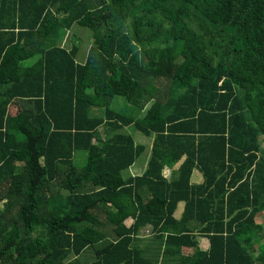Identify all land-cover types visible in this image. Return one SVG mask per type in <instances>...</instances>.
Masks as SVG:
<instances>
[{"label": "trees", "instance_id": "trees-1", "mask_svg": "<svg viewBox=\"0 0 264 264\" xmlns=\"http://www.w3.org/2000/svg\"><path fill=\"white\" fill-rule=\"evenodd\" d=\"M261 214L264 0H0V264H264Z\"/></svg>", "mask_w": 264, "mask_h": 264}, {"label": "rangeland", "instance_id": "rangeland-1", "mask_svg": "<svg viewBox=\"0 0 264 264\" xmlns=\"http://www.w3.org/2000/svg\"><path fill=\"white\" fill-rule=\"evenodd\" d=\"M71 30H73V31H75V32H77V34H81L82 35V37H83V41H81V40H76L77 42V44H79V41L81 42V43H83L82 44V46H83V48L82 49H85V43H84V41L85 42H87V43H89V41H88V38H89V33H88V30L87 29H83L82 27H79L77 24H74L73 26H72V29ZM67 40V38L65 39V41ZM79 47H80V45H79ZM87 50V49H86ZM86 50L85 51H83V53H86ZM34 59H29V60H27V61H25L24 63L25 64H30V63H32V61H33ZM115 101H120V106H122V107H124V106H126L127 105V103H124V99L122 98V97H120V96H116V97H114V99H113V103H112V105L114 106V103H115ZM129 105V104H128ZM119 106V107H120ZM148 105H146V107H147ZM129 108H130V110L133 108L131 105H129ZM143 112H144V110L143 111H139V114L138 115H142L143 114ZM92 114H100L101 112H100V110L99 109H97V108H93L92 109V112H91ZM103 129V128H102ZM102 129L100 128V132H101V137L103 138V137H105V134L104 133H102ZM125 132H128V133H130L131 135H133V137H134V139H135V141L136 142H138V143H143V144H145V146H146V149H145V151L140 155V157L134 162V164L128 169V171H126L125 172V175L128 173V172H130L132 175H135V174H141L142 172H143V170L145 169V166H146V163H147V161H148V158H149V156H150V146H151V142H152V138H150V137H145L144 135H142V133H140L139 131H136V130H134V128H132L131 126H128V127H125L124 129H123ZM74 158H77V160L78 161H76V159L74 160L75 161V163L77 164V166L78 167H80V166H82L84 163H85V154H84V152H82V151H76L75 153H74ZM163 173H164V175H166V176H169L170 175V170L169 169H166L165 168V170L163 171ZM192 182H198V181H200L201 179V174L198 172V170L196 171V170H194V173L192 174ZM180 204H182V202H179L178 203V206H177V211L181 208V206H180ZM181 212V211H180ZM180 215V214H179ZM256 220L258 221V222H263V224H264V215L263 214H261L260 216H258L257 218H256ZM125 223L126 224H128V223H130L129 222V220H125ZM150 229V228H149ZM143 233L144 234H150L149 232H146L145 230L143 231ZM202 242H203V240H202ZM205 243H207V241L205 240ZM153 250V249H152ZM154 251V250H153ZM93 248H87L86 250H84L81 254H80V256H79V260L82 262V263H87V262H89V261H91L92 259H93ZM257 264H259V263H257Z\"/></svg>", "mask_w": 264, "mask_h": 264}, {"label": "crops", "instance_id": "crops-1", "mask_svg": "<svg viewBox=\"0 0 264 264\" xmlns=\"http://www.w3.org/2000/svg\"><path fill=\"white\" fill-rule=\"evenodd\" d=\"M193 173H194V171H193ZM201 180H202V176H201V178H200ZM200 180V181H201ZM191 181H192V178H191ZM200 181H198V182H200ZM178 206V205H177ZM180 206H181V208L177 211V210H175V213H174V216L176 217V218H178L180 215H181V212H182V210H183V202H182V204H180ZM177 209V208H176ZM181 211V212H180ZM180 214V215H179ZM150 226H147L145 229H142V231H141V234H142V236L141 237H145V236H147V235H149V234H144L143 233V231L145 230L146 232H149L150 233ZM197 239H198V245H199V247L200 248H202V249H205L206 247H207V245H208V242L207 243H205V238L204 237H201V236H197ZM202 240H203V242H202ZM207 241V240H206ZM182 249V252L183 253H185V254H190V253H192V251H193V249L192 248H188V247H183V248H181Z\"/></svg>", "mask_w": 264, "mask_h": 264}]
</instances>
